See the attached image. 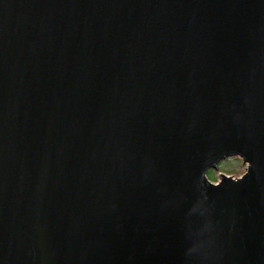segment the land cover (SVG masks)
<instances>
[{"label": "water", "instance_id": "1", "mask_svg": "<svg viewBox=\"0 0 264 264\" xmlns=\"http://www.w3.org/2000/svg\"><path fill=\"white\" fill-rule=\"evenodd\" d=\"M0 264H264V0H0Z\"/></svg>", "mask_w": 264, "mask_h": 264}, {"label": "rangeland", "instance_id": "2", "mask_svg": "<svg viewBox=\"0 0 264 264\" xmlns=\"http://www.w3.org/2000/svg\"><path fill=\"white\" fill-rule=\"evenodd\" d=\"M246 170V165L243 164L241 158L233 157L223 161L219 168L208 172V176L212 181L219 180L221 173L232 176H241ZM212 172V173H211ZM215 176V178H214Z\"/></svg>", "mask_w": 264, "mask_h": 264}, {"label": "flooded vegetation", "instance_id": "3", "mask_svg": "<svg viewBox=\"0 0 264 264\" xmlns=\"http://www.w3.org/2000/svg\"><path fill=\"white\" fill-rule=\"evenodd\" d=\"M235 177H237V176H235ZM218 180H215L214 182H217Z\"/></svg>", "mask_w": 264, "mask_h": 264}, {"label": "trees", "instance_id": "4", "mask_svg": "<svg viewBox=\"0 0 264 264\" xmlns=\"http://www.w3.org/2000/svg\"><path fill=\"white\" fill-rule=\"evenodd\" d=\"M212 173V172H211ZM214 178H215V176H214Z\"/></svg>", "mask_w": 264, "mask_h": 264}]
</instances>
